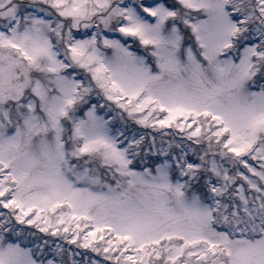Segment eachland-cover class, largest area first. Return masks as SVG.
Here are the masks:
<instances>
[{
  "label": "snow or ice",
  "instance_id": "1",
  "mask_svg": "<svg viewBox=\"0 0 264 264\" xmlns=\"http://www.w3.org/2000/svg\"><path fill=\"white\" fill-rule=\"evenodd\" d=\"M0 264H264V0H0Z\"/></svg>",
  "mask_w": 264,
  "mask_h": 264
}]
</instances>
